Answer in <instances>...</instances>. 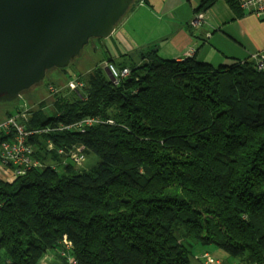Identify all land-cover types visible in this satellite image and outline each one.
<instances>
[{
	"label": "trees",
	"instance_id": "1",
	"mask_svg": "<svg viewBox=\"0 0 264 264\" xmlns=\"http://www.w3.org/2000/svg\"><path fill=\"white\" fill-rule=\"evenodd\" d=\"M220 1L247 12L240 0H201L196 13ZM138 58L111 61L131 71L118 84L98 65L80 93L59 87L34 110L29 128L54 130L31 140L38 167L0 178V264L54 251L62 264L216 263L209 246L264 264V72L254 58ZM85 118L100 123L57 129ZM74 146L99 163L83 170L58 153Z\"/></svg>",
	"mask_w": 264,
	"mask_h": 264
},
{
	"label": "water",
	"instance_id": "2",
	"mask_svg": "<svg viewBox=\"0 0 264 264\" xmlns=\"http://www.w3.org/2000/svg\"><path fill=\"white\" fill-rule=\"evenodd\" d=\"M134 2L0 0V103L24 105L49 71L69 68L92 39H109Z\"/></svg>",
	"mask_w": 264,
	"mask_h": 264
},
{
	"label": "crops",
	"instance_id": "3",
	"mask_svg": "<svg viewBox=\"0 0 264 264\" xmlns=\"http://www.w3.org/2000/svg\"><path fill=\"white\" fill-rule=\"evenodd\" d=\"M201 0H146L120 23L114 34L101 43L107 51V63L122 56L138 60L140 52H155L165 60L184 61L194 58L214 67L244 61L264 51V20L247 12L232 10L225 1L218 2L205 13L204 21L192 26ZM142 22V25L139 23ZM132 24L140 29L137 40H126L124 28ZM138 26V27H137ZM141 26V27H140ZM140 27V28H139ZM124 33V34H123ZM135 36V37H136ZM140 64V63H139ZM217 264H246V259L232 261L217 253ZM58 252L47 254L40 264H62Z\"/></svg>",
	"mask_w": 264,
	"mask_h": 264
},
{
	"label": "rangeland",
	"instance_id": "4",
	"mask_svg": "<svg viewBox=\"0 0 264 264\" xmlns=\"http://www.w3.org/2000/svg\"><path fill=\"white\" fill-rule=\"evenodd\" d=\"M136 1H138V2L134 3L132 8L129 10V12L126 14V16L122 19V21L120 23H123L124 21H126V17L131 13V11H133V9H135V8H140V6H142L146 0H136ZM205 13L206 12L197 13L196 19L199 17L202 19H198V22L194 23L196 20L195 19L192 23V26L196 27L200 23H202V21H204ZM139 25H142V22L139 23ZM131 27H133L132 24L130 26H127L124 28V31L126 33V35H124V36L125 37L128 36V37H126V40H128V41H132V40L135 41L136 40L137 41L136 44L142 43L144 40L143 39L144 36L140 37L141 41L137 40V36H136L137 33L138 34L140 33V29L135 31ZM101 43H102L101 40L92 39L90 41V43L83 49L81 55L78 56L72 62V65L69 68H67L66 71H63L61 69H53L47 73L46 78L42 81L41 84L35 86L34 88H32L29 91L24 92L23 100H24L25 104L22 106L21 105H18V106H21L22 108H25L27 110V111L24 110V112H21V113H25L27 119L24 120L22 116H18L19 118H18L17 123L19 124V126L23 125V126L29 128V124L31 123L32 118H33L34 110L39 109L43 105V103H45V105L50 106L52 104V102L54 101V98L56 97V95H59L58 93L62 92V90L59 87H61V88L65 87L66 90L72 91L69 88V86H71V83H73V82L75 83L76 81H78L77 79L79 77H81V76L83 77V76L87 75L96 66L100 65V66H103L105 69H107V68L109 69L112 66V67L116 68L118 73H121L122 71L125 70V69L120 70L114 63H107V60H109L108 56H107L108 54H107V51L105 50V48H102ZM140 53H144V52H140ZM148 53H150V52H148ZM258 55L263 56L264 51L253 55L251 58L258 57L261 59V57ZM138 57H139V55H138ZM138 60H139V58H138ZM142 62H143L142 60H139L140 64ZM128 70H130V69H128ZM109 71H110V69H109ZM130 75H131V73L129 75H127L125 78L130 77ZM119 81H120V79H119ZM83 85H84V83H83ZM52 86L56 89V92L51 91ZM83 89H84V86L79 88L75 92L80 93ZM18 106H16V103H14V102L0 103V124L7 121L9 119V117L12 116V113L13 114L18 113V112H16V111H18ZM107 113H108L109 117L114 119V120H118V119L122 118V115L120 114V112L115 107L110 108ZM39 130H42V129H38L37 131H39ZM40 135H44V133H41ZM34 160L37 161L35 155H34ZM98 163H99V158L96 155H93V154L87 155L86 160L84 158V161L80 164L81 167H79V168H81L83 170H89V169L94 168ZM0 178L1 179L3 178V180H5V181H14L15 180V179L9 180V179L4 178L1 169H0ZM200 249L199 248L195 249L194 253H196V255L201 253L202 251ZM204 250H208V252H210V254L213 256V258L215 260H217V258H218L216 255V252L217 253L219 252L223 255L228 256L224 251L216 248L215 246H209V247L205 248ZM230 259H232V261H234V259H235V261H241L240 259H242V258L238 259V258L230 257ZM192 264H203V261L202 260L201 261L196 260L195 256H194L192 258ZM215 264H217V262Z\"/></svg>",
	"mask_w": 264,
	"mask_h": 264
},
{
	"label": "built area",
	"instance_id": "5",
	"mask_svg": "<svg viewBox=\"0 0 264 264\" xmlns=\"http://www.w3.org/2000/svg\"><path fill=\"white\" fill-rule=\"evenodd\" d=\"M240 6L245 11L256 15L257 17H264V0H240ZM197 18L194 23L198 22ZM261 57H254L257 62V67L259 71L264 72V55H258ZM110 72L112 77H114V82L118 84L119 79H124L130 74V70L125 69L121 73H118L116 68L110 67ZM78 80V79H77ZM81 80L71 83L69 86L70 90L77 91L79 88L83 87ZM52 92H56V89L52 86ZM16 106L21 105V101L15 102ZM18 103V104H17ZM18 106V107H21ZM27 111L25 108L18 113L12 114L7 121L0 124V169L2 170L3 177L9 180H14L23 175H26L30 171L34 170L40 164L38 161L34 160V144L31 140L34 136H39L41 133L53 132L54 129H42L37 131L34 128H27L25 126H19L17 123L18 116H22L24 120L27 119L25 113ZM100 120L98 118H85L78 122L72 123L67 126H60L58 131L63 130H81L85 131L87 127H92L93 125L99 124ZM53 145H50V149ZM58 153L62 156L69 155L70 162L75 165H80L85 158L84 149L82 147L74 146L69 153L66 150L59 149ZM3 179V178H2ZM206 264H215V261L209 256H204ZM70 264H77L75 261L71 260Z\"/></svg>",
	"mask_w": 264,
	"mask_h": 264
}]
</instances>
